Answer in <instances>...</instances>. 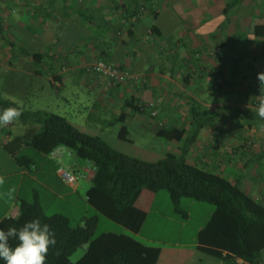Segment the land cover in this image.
Returning <instances> with one entry per match:
<instances>
[{
    "label": "trees",
    "instance_id": "16d2710c",
    "mask_svg": "<svg viewBox=\"0 0 264 264\" xmlns=\"http://www.w3.org/2000/svg\"><path fill=\"white\" fill-rule=\"evenodd\" d=\"M243 1L230 0L223 7V14L227 15ZM83 16L89 19L86 14ZM1 24V36L11 40L13 45L8 31ZM250 26L254 29L252 41L259 43V54L256 58H264V25L253 20ZM154 29L157 27L154 26ZM214 39L213 43L218 48L216 50L225 61V45L220 43L223 40H219L216 35ZM195 50L186 59L188 71L182 74L185 84L192 77H197L193 76L196 71L192 66L201 62L203 47ZM25 54L32 57L35 63H40L45 58L40 52L26 51ZM192 57L198 62L194 63ZM99 60L106 59L101 57ZM239 68L234 67L232 74H236L234 70L238 72ZM121 69L132 73L124 65H121ZM84 72L87 74L85 69ZM130 82L140 87L141 84L146 86V80L141 76L129 78L125 83L111 87L99 85L111 92L125 89ZM256 87V112L236 106L226 107L225 111H210L192 99L188 106L190 116L186 127L155 123L158 126L155 132L153 129L155 137L180 143L179 153L165 152L156 161L142 160L123 153L100 136L80 131L65 116L44 109H26L17 101L0 96V111L13 107L20 109L23 114L18 121L25 127L23 133L11 136L4 144L5 151L14 156L22 167L31 168L34 165L32 159L18 155L23 146L32 147L45 155H51L58 148L68 149L77 160L87 162L94 170L91 185L86 191L89 205L131 233L139 234L161 190L169 192L175 211H178L177 206L184 197L209 202L215 206L206 224L197 231L195 248L146 245L130 235L114 232L95 234L98 216L86 219L84 224L73 226L63 214L46 215L36 195L32 202L21 201L19 214L14 220L1 219L3 223H0V228L20 227L34 218L50 224L57 243L49 249L47 264H220L238 259L246 264H264V203L242 189L241 179L234 178L231 181L222 172H216V161H202L197 156V162H190L187 158L201 131L211 123L226 122L229 118L264 122V118L259 115L264 110V85L257 82ZM221 88L220 83L213 90L220 91ZM94 104L99 105V102L95 101ZM155 104L154 101L144 102L136 97L124 98L119 115L108 124L114 125L128 120L132 122L133 115L139 114L152 126L160 116L155 114L158 113ZM117 138L133 144L124 124L120 127ZM240 147L245 150L249 145L246 147L242 144ZM211 148L204 152L205 159L209 157L208 151L213 153ZM243 153L245 154L242 152L241 157ZM263 155V152L255 155L256 160L260 161ZM58 168H64L80 177L78 171H71L64 166ZM11 243L15 246L16 242ZM79 248H84L83 255L77 261H72L71 256ZM196 253H200L203 258L194 261Z\"/></svg>",
    "mask_w": 264,
    "mask_h": 264
},
{
    "label": "rangeland",
    "instance_id": "374dc122",
    "mask_svg": "<svg viewBox=\"0 0 264 264\" xmlns=\"http://www.w3.org/2000/svg\"><path fill=\"white\" fill-rule=\"evenodd\" d=\"M200 1L201 0H195L194 5L187 10H184V6V9L182 10L183 14H181V9L177 3L176 9L179 11H177L179 13L178 17L169 11L168 6L165 5L168 9H165L164 6L160 8V12L167 13H161V21H159L162 24V28H165L163 30V35L170 38L168 42L169 44L171 43L170 45L172 46L170 49L172 55L168 60L171 62L173 59L177 61V63H174V68L175 71L177 70L181 73L180 78L176 79L177 85H175L176 87H174L173 90L182 91L180 92L182 98L185 99L187 97V99L190 100V97L188 96H190L191 90H194L192 88L196 87V89L200 90L207 89L206 91L204 90L205 92L203 94H198V101L196 99L195 100L202 106H204V104L207 105L206 108L211 107L209 109L213 111L215 109L217 110L220 104L218 103L219 101L226 103L229 100V102H231L232 99H234L231 103L234 104L233 106L244 107L248 110L256 112L257 107L254 103L258 87V85L256 87V83L259 82L262 86L261 81L258 79V74L264 73V58H256L259 54V43L257 41L255 42V40L252 41L254 29L250 26V21H246V19L238 21L237 18H240V14L235 15L233 10H231L227 15H222L223 7L230 0H207L209 2L207 7L210 8H207L210 21L208 23L209 25L207 23L203 25L202 29L204 32L200 31V33H203L205 38L207 37V34L210 35L209 44L206 47H203L201 62L196 61L197 59L192 57V61L194 63L198 62L195 66H192L193 70L197 73L192 74L197 77H192V79L189 80V83L186 84L188 87L190 86L189 89L191 90H186V88H184L185 83L182 79V74L188 71L189 65L182 63V58L192 52H196L195 49L202 48L199 42V39L201 38L199 36L200 34L198 35L197 32L192 29L195 25L190 24V22H193L192 20L195 19L202 10L200 7ZM203 1V3H206L205 0ZM167 3L168 0H165L164 4ZM242 4L243 6H248L245 8L252 9L253 12L255 11L254 13L256 16H253V20L255 21L256 17L257 24L264 25V0H244V3ZM185 13H188L189 15L185 16ZM240 16L243 18L248 17L242 14ZM224 19L226 20L225 26L222 25ZM235 21H237L238 24H235ZM100 25V22L94 25V27H96V35H99L97 38H100V36H103L104 34V27H101ZM58 26L59 25L57 23L55 32L60 35L59 38L61 39L63 35L67 34V31L58 29ZM74 32L78 33V31ZM194 34H197L195 35V43H193L194 45L192 44L193 46H188L191 44L189 38L193 37ZM224 34H230L231 39L229 38L228 41ZM10 35L11 39H13V37H15L14 39H19V37H23L24 39L26 37L29 38L26 31H16V29L11 31ZM215 35L219 40H224L220 41V43L222 42L225 47H227V51L230 52L229 55L226 56L230 57L229 60L227 58V61H223L220 58V52L216 50L218 48H216L217 46L215 47L213 43L215 42L213 41L215 40ZM206 39L203 38L204 41ZM250 40L252 42L248 44L247 42ZM66 41L74 47V39L71 37V33L70 37L66 39ZM178 42H180V44L177 46L176 44ZM184 45L188 47H184ZM206 50H208L207 54ZM232 58L233 62L231 61ZM221 61L223 62L222 64L220 63ZM236 66H239L240 68L238 69V72L235 70L236 74L233 75V68ZM149 78L150 77L148 76L144 77L146 80V86L143 87V90L152 87V81ZM205 78L207 82L205 81ZM64 83V87L58 90L56 87L52 86L48 80H45L46 86L44 89L33 88L29 91L26 90L28 91L27 94H25V96H21L22 99L23 97H26L27 105L21 104L18 99L14 100L17 102L19 101V104L24 106L26 109H44L46 111L65 116L70 123L80 131L91 135H98L115 149L128 155H133L134 157L142 160L156 161L162 158L165 155L164 152L166 151L179 153L180 143H166L169 141L155 137L153 128L147 126L145 127L142 124V121L139 122V120L143 119L136 118L138 122H134L133 118L132 122L128 120L114 125L108 124L110 120L119 115V109L125 96L122 98L119 96L118 99L113 100V103H99V105H95L94 103L97 101L98 96L104 93L106 88L101 87L93 81L96 86V91L94 93V90L88 91L86 89H82L80 86L73 84L71 80H65ZM210 83L212 84L210 85ZM220 83L222 84L221 90L214 91L213 88ZM5 84L6 81L4 76H0V85L3 86ZM223 90L225 93L221 92ZM221 96L223 98L222 100ZM179 97L182 99L181 96ZM179 97H177V94L175 93V98L179 100ZM177 99L168 103L169 106H174L176 110L171 111L172 120L167 119L165 122L166 124H178V122H180L178 126L186 127V125H188L186 122L189 121L190 116L189 110L185 109L186 107H182L185 102L181 103V105L176 104L178 103ZM155 105L157 106V103ZM156 110L159 113L160 108L157 106ZM127 112H129V110ZM160 112L164 111L161 110ZM158 113L156 112L155 114L157 115ZM129 114L132 113L129 112ZM134 116L135 115H133V117ZM160 118L163 119L161 114ZM16 122L19 121L17 120ZM226 122H229V126L227 127L222 125L219 127L214 125L206 127L204 136L208 139L211 137H221L220 139L223 137H230V139L238 137V139L242 142L241 146L242 144L246 145V147L249 145V147L245 148V150H243L242 147H239L240 149L238 148L235 152V155L238 157L242 155V152H245V154L243 153V157H241L240 168H228L223 176H230L232 177V180H234V178L243 180L244 185L242 189H244L248 194L253 192L255 193L257 192L258 187H263V184L257 185L258 183L256 180H259L260 183H264V155L260 161H257L255 157V155H258L259 153H264V122L243 121L239 118H229ZM19 124L22 125L20 122ZM122 124L127 126L129 130V138L133 141V144L121 141L117 138V133ZM254 124L257 125L258 129ZM15 129L17 130V128H13L12 131H15ZM0 138H2V136H0ZM230 142L232 143V141ZM197 144L198 145L196 146H199L200 148L195 146L193 147L199 149V152L197 153L199 159L202 161L207 159L211 160V162L216 161V165L218 166L217 171H222L225 166L227 156L220 159L219 157L214 156L211 151H208L209 157H206L205 159V150H203L204 147L202 146L201 141ZM217 146L221 148V145L217 144ZM18 155L31 158L34 165L31 166V168L22 167L14 156L8 154L0 147V176L5 178V183L0 185V218L3 216L8 206H10L13 210L16 204L20 205L21 201L32 202L34 200V195H36L39 200H43L47 197L49 198L48 202L45 204L43 203V211L46 215H53L57 213L63 214L69 218L73 226L84 224L86 219L98 216L99 221L95 234H100L102 232H114L118 234L130 235L146 245L185 246L195 248L197 231L206 224L215 209V206L212 203L184 197L177 206L178 211H175V205L171 202L169 192L161 190L159 191L157 199L147 216L141 232L139 234H133L122 225L99 214L89 205L87 202L86 191L90 187L91 182L84 181L81 174L77 181V184H79L77 192L72 194L71 197L63 200L54 199L42 182L49 183L52 187H59L61 186L60 184H63L60 176H58L55 171H51V166L47 164V162H50L51 160L56 165L58 163L57 160L51 155L40 153L29 146H26L24 151ZM250 158L252 159L250 160ZM191 159H194L191 161H198L197 157H191ZM23 170L27 172L26 175L22 174ZM255 170L257 171L254 172ZM13 187L15 188V192L10 197L8 192L9 189ZM262 191L264 193V190ZM49 196H51V198ZM83 253L84 248H79L71 256V260L77 261ZM199 258H203V256H201L200 253H196L193 260L195 261Z\"/></svg>",
    "mask_w": 264,
    "mask_h": 264
},
{
    "label": "crops",
    "instance_id": "0c3cea01",
    "mask_svg": "<svg viewBox=\"0 0 264 264\" xmlns=\"http://www.w3.org/2000/svg\"><path fill=\"white\" fill-rule=\"evenodd\" d=\"M164 1L165 0H0V23H2L1 25L5 28V31H8V37L10 36L11 38L10 32L15 29L16 31H26L29 35V38L26 37L25 39L23 37L14 39L15 37H13V45H11V40L3 38L0 34V76H4L6 81L5 85H0V96L12 100L18 99L21 104L27 105L26 97L22 99L21 96H25V94L33 88L44 89L46 86L45 80H48L50 84L58 90L64 87L65 80H71L73 84L80 86L82 89L88 91L94 90L93 92L95 93L96 86L93 81L96 82V80L85 74L84 69L99 58L104 57L107 62L111 64L124 65L132 72L130 74L133 76L150 77L149 79L152 81V87L143 90L144 86L142 84V87H140L132 82L129 86H125V89H115V91L111 92L108 90L104 91V93L98 96L97 102L102 104H107L109 102L113 103V100L118 99L119 96L120 98L123 96H125V98L136 97L144 102L154 101L157 103L160 111H164H159L157 116L161 114L163 119L159 116V119L156 120L157 123L168 126H178L180 122H178V124H166L165 122L167 119L172 120L171 111L176 110L174 106H169L168 103L177 99L175 98V93L177 97L181 96L182 98V95H180L182 91L173 90L174 87H176L175 85H177L176 79L180 78L181 73L177 70L175 71L174 63H177V61L174 59L172 62L168 60L172 55L170 52L172 46L170 45L171 43L169 44L168 42L170 38L163 35V30L165 28H162L160 22L161 13H167L160 12V8L164 6L165 9H168L165 7L166 5L169 7V11L178 17L179 11L176 9L177 3L181 9V14H183L182 10L184 6V10L189 9L194 5L195 0H168L167 4H164ZM205 1L206 3H203V0L200 1L202 10L197 17L192 20L193 22H190V24L195 25L192 29L196 31L198 35L200 34L199 36L201 38L199 42L201 47H206L210 40V35L207 34L206 39L203 33H200V31L204 32L202 29L203 25L205 23L208 24L210 21L209 13L207 12L209 2L207 0ZM245 7L248 6H243L241 3L236 6L233 11L235 15L242 14L248 16L243 18L239 15L240 18H237L238 21L246 19V21L249 20L251 22L253 21V16H256L254 13L255 11L253 12L252 9ZM188 13H185V16L190 14ZM83 14H86L89 19L83 18L85 17ZM222 15L224 14L222 13ZM225 19L222 22L223 26H225ZM98 22L101 23V27H104V34L100 36V38H97L99 35H96V27H94ZM57 23L59 25L58 29L67 31V34L63 35L61 39L59 38L60 35L55 32ZM235 24H238V22L235 21ZM154 26H156L157 29L153 30ZM74 31H78V33ZM70 33L71 37L74 39V47L66 41V39L70 37ZM197 34L189 38L191 44L188 46L194 45L193 43H195L196 39L195 35ZM224 35L228 41L229 38L231 39L230 34ZM203 38L206 40L204 41ZM179 44L180 42L176 45L178 46ZM188 46L184 45V47ZM26 51L30 53L40 52L44 54L45 58H43L40 63H35L32 57L25 54ZM223 53L226 56L229 55L230 52L227 51V47H224ZM188 57L189 54L182 58L184 64ZM227 58L228 60L230 59V57H226L225 61H227ZM231 61L233 62V58ZM189 87L184 84L186 90H188ZM192 89L194 90L189 89L192 94L188 96L190 100H188L187 97L185 98L187 100L184 98L180 99L179 97V100L177 99L178 103L176 104L181 105V103L185 102L182 107H186L185 109L189 110L188 106L192 102L191 99L194 98V100L196 99L198 101V94H203L207 90L196 89V87ZM221 92L225 93L224 90ZM222 99L221 96V100ZM233 100L234 99H232V101ZM229 101L226 103L219 101L218 103L221 105L219 104L217 110L225 111L226 107L229 108L233 106L234 104H231L232 101ZM202 107L206 108L207 105L204 104ZM133 118L134 122H138L136 118L143 119L139 114L135 115ZM141 121L145 127L153 128L154 132L158 127L155 124L156 122L150 126L145 119L139 120V122ZM186 124H188V122H186ZM211 125L218 127L222 125L227 127L229 126V122H214L207 127ZM1 126L0 136H2V138H0V147L5 151L4 144L11 136L23 133L25 127L19 124V122H16V120ZM12 127L17 128V130L15 129V131H12ZM255 127L257 128V125H255ZM205 131L206 128L201 131L193 146L199 147L196 145L201 141L204 147L203 150L206 151L213 146L211 149H213L214 156L220 159L227 156L222 171H217V169H215V171L224 174L228 168H240V161L242 158L241 156H236L235 152L241 146V140L238 139V137H233L232 139H230V137H223L222 139H220L221 137H211L208 139L204 136ZM230 141H232V143ZM169 143L174 142L170 141ZM217 144L221 145V148L218 147ZM25 147L26 146L22 147L20 153L24 151ZM195 147L191 148L187 157L190 162L193 160L191 157L195 158L198 156L197 153L199 149ZM51 156L55 158L58 163L55 165L50 160L47 164L51 166V171H55L58 176V167L64 166L71 171H78L84 181H92L94 176L93 168L87 162L77 160L68 149L61 148L54 155L51 154ZM256 171L257 170L254 172ZM22 172L23 175L27 173L25 170ZM226 178H231L229 180L232 181V177L227 176ZM256 182L258 183L257 185L263 184V187H258L257 192H253L250 195H253L264 203V193L262 191L264 190V183H260L259 180H256ZM42 184L47 188L54 199L62 200L71 197L72 194L78 191L79 186V184L76 186H69L63 182V184H60L61 186H59V189L57 186L52 187L49 183L42 182ZM243 185L244 181L242 180V187ZM51 196L49 197L51 198ZM39 201L43 208V203L45 204L48 202L49 198L47 197ZM19 207L20 205L16 204L12 210V208L8 206L0 220L8 216H18ZM220 264L246 263L238 259Z\"/></svg>",
    "mask_w": 264,
    "mask_h": 264
},
{
    "label": "clouds",
    "instance_id": "9594fccd",
    "mask_svg": "<svg viewBox=\"0 0 264 264\" xmlns=\"http://www.w3.org/2000/svg\"><path fill=\"white\" fill-rule=\"evenodd\" d=\"M258 79L264 85V73L258 74ZM22 111L18 108H7L0 111V125L9 124L18 120ZM264 118V110L259 113ZM5 183V178L0 176V185ZM15 188H10L8 195L11 197ZM5 219L14 220L8 216ZM0 223H3L0 220ZM15 241V246L11 243ZM55 232L52 226L39 218L26 221L20 227L7 226L0 228V262L2 264H47V255L50 247L56 245Z\"/></svg>",
    "mask_w": 264,
    "mask_h": 264
},
{
    "label": "built area",
    "instance_id": "2783aa9c",
    "mask_svg": "<svg viewBox=\"0 0 264 264\" xmlns=\"http://www.w3.org/2000/svg\"><path fill=\"white\" fill-rule=\"evenodd\" d=\"M85 71L88 76L94 78L96 82L100 85H106L108 87L113 86L114 84H123L129 78L136 77L131 76L129 72L121 69L120 65L111 64L104 60H96L92 64L88 65L85 68ZM56 149L52 154L54 155L58 150ZM58 174L61 180L69 185L76 186L79 176L74 174L64 168H58Z\"/></svg>",
    "mask_w": 264,
    "mask_h": 264
}]
</instances>
